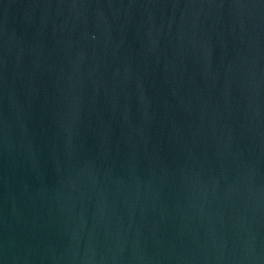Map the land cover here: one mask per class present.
<instances>
[{"label":"water","instance_id":"water-1","mask_svg":"<svg viewBox=\"0 0 264 264\" xmlns=\"http://www.w3.org/2000/svg\"><path fill=\"white\" fill-rule=\"evenodd\" d=\"M0 264H264V0H0Z\"/></svg>","mask_w":264,"mask_h":264}]
</instances>
